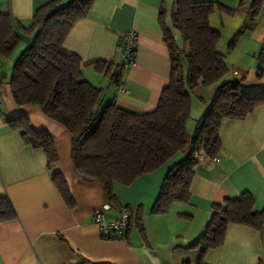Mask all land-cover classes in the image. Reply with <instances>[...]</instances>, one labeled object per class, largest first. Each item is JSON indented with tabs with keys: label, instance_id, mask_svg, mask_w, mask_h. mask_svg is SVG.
Returning <instances> with one entry per match:
<instances>
[{
	"label": "crops",
	"instance_id": "1",
	"mask_svg": "<svg viewBox=\"0 0 264 264\" xmlns=\"http://www.w3.org/2000/svg\"><path fill=\"white\" fill-rule=\"evenodd\" d=\"M48 1L0 0V13L10 15L18 36L13 52L18 51L12 62L33 42L35 31L25 28L30 26L36 8ZM193 1H212L222 7L215 8L208 20L220 32L216 44L219 52L223 53L226 41L229 48H238L234 57L230 56L231 49L227 58L224 54L226 63L235 67L229 79L237 71L235 76L244 78L241 83L245 89L262 87L259 85L264 83L261 82L264 75L257 77L256 72L249 75L246 60H256L258 55L259 64L261 61L264 64V4L249 26L252 0ZM173 7L174 0H94L85 17L73 24L63 46L80 57L83 78L102 89L103 105L116 102L137 112L156 108L161 91L169 82L171 68L164 27L170 30L178 48L186 47L180 32L171 25ZM130 30L138 34L134 64L126 69L119 84L115 82L121 58L118 43L121 33ZM239 30L242 32L230 47ZM5 59L0 58V67ZM97 61L105 62L103 71L95 69L93 63ZM11 68L10 64L6 66L10 74ZM6 69L0 68V77L4 79L0 82V197L10 200L16 216L0 220V264H77L83 260L95 264L186 261L195 264L198 250L189 245L202 233L212 203L247 191L253 197V210H264V104H261L242 119L221 121L218 130L221 148L214 159L200 154L188 203L173 202L166 212H151L167 170L184 156L180 152L129 185L115 184L114 193L121 207L104 209L106 220L117 218L122 207L127 206L133 212L141 207L143 229L140 231L132 221L124 236H102L93 220L94 211L106 204L101 185L74 170L71 134L64 126L45 115L38 104L15 103ZM192 92L198 93L197 99H191L190 109L196 123L214 87L198 86ZM19 115L26 116L35 130H45L51 135L57 159L50 167L43 149L25 143L21 132L7 125L5 117ZM191 127L186 122L190 135ZM54 172L64 178L73 207L65 204L54 186L51 180ZM258 262L264 264V229L258 231L243 224L230 223L223 243L204 255L205 264Z\"/></svg>",
	"mask_w": 264,
	"mask_h": 264
},
{
	"label": "trees",
	"instance_id": "2",
	"mask_svg": "<svg viewBox=\"0 0 264 264\" xmlns=\"http://www.w3.org/2000/svg\"><path fill=\"white\" fill-rule=\"evenodd\" d=\"M93 1L50 0L36 8L30 26L25 28L35 31V38L13 62L8 80L13 100L18 105L38 104L45 115L68 130L74 170L101 185L109 207L120 206L114 193L115 184L129 185L175 154L183 153L184 156L167 170L151 210L152 213L166 212L173 202H189L190 183L200 154L216 158L221 148L218 134L221 121L242 119L264 104V87L245 89L241 83L244 78L235 74L232 79L223 80L228 67L225 55L216 49L220 32L212 28L208 20L213 10L222 9L221 6L212 1L174 0L171 25L180 32L186 47L178 48L170 30L164 27L171 68L169 82L162 89L156 108L137 112L116 102L103 105L102 89L83 78L80 57L63 46L69 30L85 17ZM262 4L264 0H252L249 26L254 23ZM241 32L234 34L230 47ZM17 44L18 36L10 15L0 13V58H8ZM182 57L186 62L185 76ZM93 65L98 71L105 69L104 61ZM262 65L261 61L257 77L264 75ZM118 67L115 82H118ZM198 86H213L214 92L190 135L186 130L191 109L190 92ZM5 120L11 129L21 132L25 143L44 150L49 167L56 161V150L47 131L35 130L24 115L5 117ZM51 180L65 204L73 207L74 201L62 175L54 172ZM253 204V197L247 191L212 203L202 233L189 245L198 250L195 264H205L206 252L223 243L230 223L258 231L264 229V210L254 211ZM123 209L128 214V230L133 221L142 231L141 207L135 212L127 206L120 211ZM15 216L10 200L0 197V220ZM77 264L95 263L83 260Z\"/></svg>",
	"mask_w": 264,
	"mask_h": 264
},
{
	"label": "built area",
	"instance_id": "3",
	"mask_svg": "<svg viewBox=\"0 0 264 264\" xmlns=\"http://www.w3.org/2000/svg\"><path fill=\"white\" fill-rule=\"evenodd\" d=\"M138 40V34L133 31H124L121 33L119 39L120 62L118 83L122 84L123 76L126 69L134 64V49ZM238 75L237 71H234ZM109 205L106 203L101 210H95L93 213V220L98 226L100 234L104 237L124 235L129 227V219L127 212L123 209L119 216L111 221H107L103 210L108 209Z\"/></svg>",
	"mask_w": 264,
	"mask_h": 264
},
{
	"label": "rangeland",
	"instance_id": "4",
	"mask_svg": "<svg viewBox=\"0 0 264 264\" xmlns=\"http://www.w3.org/2000/svg\"><path fill=\"white\" fill-rule=\"evenodd\" d=\"M228 42L229 41H226L225 43L223 42L224 43L223 44L224 45V48H223V51L222 52H223V54L226 55V58H227V56L229 55V54H227V52H228L229 49H231L229 51H231V52L233 51V52H232V54H230V56L231 57H234V55H237L235 53H236V51H237L238 48H236V47L235 48L234 47L233 48H229L227 46ZM17 51L18 50L14 51L13 54H11V56H9V58L3 60V65L0 68H2V69L5 70L6 69V66H8L9 64H10V67H11L13 65L12 64L13 63L12 62V59L14 58V55L16 54ZM259 51H260V49L258 50V53H259ZM234 59H237V58H234ZM246 63H247V66L249 68V75L255 74V72L257 71V67L259 65L258 55L256 57V60H253L252 58H249V59L246 60ZM181 64H182V72H183V75L185 76L186 75V62H185V58L184 57H182V59H181ZM226 65L228 67V71H227L226 75L223 77V80H227V79L231 78L233 76L232 75L233 70H235V67L232 64H230L229 62H227ZM241 68H243L244 71L248 70V69H246L247 67H241ZM2 72H4V71H2ZM7 74H10V71L9 70H7ZM261 82H264V80H262ZM260 84H262V85H259V86L264 87V83H260ZM210 87H212V86H210ZM262 87H260V88H262ZM190 96H191V99L192 100L197 99L198 93L191 91L190 92ZM195 118L196 117L194 116V114L191 113L190 114V118L187 121L189 123V126H192L191 127L192 131H190V132H193V130H194V127H195L194 126L195 125Z\"/></svg>",
	"mask_w": 264,
	"mask_h": 264
}]
</instances>
